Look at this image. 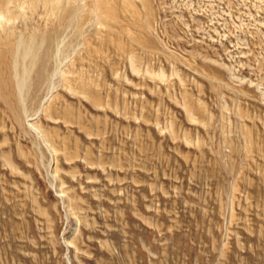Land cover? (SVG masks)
Segmentation results:
<instances>
[{"label":"rangeland","instance_id":"obj_1","mask_svg":"<svg viewBox=\"0 0 264 264\" xmlns=\"http://www.w3.org/2000/svg\"><path fill=\"white\" fill-rule=\"evenodd\" d=\"M105 2L5 24L58 39L0 98V264H264V0Z\"/></svg>","mask_w":264,"mask_h":264},{"label":"bare ground","instance_id":"obj_2","mask_svg":"<svg viewBox=\"0 0 264 264\" xmlns=\"http://www.w3.org/2000/svg\"><path fill=\"white\" fill-rule=\"evenodd\" d=\"M24 1L28 3L27 5L32 3V0H0V25L1 26L4 25L3 29L5 30V32L2 33L0 32L1 34L4 33L3 35L0 34V98L3 99V102L6 103V106L12 112L13 116L16 117V119L20 118L21 110H23L22 109L23 107L25 109V105H26V104L24 105V99H26L25 95L24 94L21 95L20 91L22 92V90L25 89L26 92L31 85L37 88L46 79L48 74V70L46 69L47 61L50 60L49 58H51L50 56L54 50L53 46L55 45L56 47V42L58 39L55 30L48 31L47 33H41L40 35H33L32 33H30L32 34L31 36L24 38H20L19 35L21 34H19L18 35L19 38L18 37L15 38L14 36L15 32H13L14 26L10 24L13 27L7 26L6 28L5 24L7 25V22L9 20L15 18L16 10L23 6ZM39 1L43 7L49 9V11L59 20V22L62 25H64L66 21L72 22L73 19L71 20V18L73 16H75L76 21L78 20V22H80L79 20L83 15V13L80 10H78L77 6H74V4L71 6L63 5L62 0H39ZM140 1L144 3L146 0H140ZM97 2L98 3L96 4L95 11L99 19L98 21H101L100 17L102 14L100 13H104L106 7L108 6L106 5L105 0H97ZM128 2L129 0H125L124 9L127 10L129 9ZM117 10H118L117 7H112V8L108 7L107 13L112 19H116L118 18ZM60 45L62 46V43ZM63 45L65 44L63 43ZM56 50H58V48L55 49V51ZM59 51L61 54V49ZM26 56H28L27 58L28 60L26 59ZM18 65L20 66V68L17 67ZM13 68L16 70H13ZM69 71L62 70L61 73H59L61 74L60 78L63 80L62 82L64 86L72 91L83 92L82 91L83 86L81 84L79 85L78 83L73 84V80L68 75ZM17 91L19 92V94L17 93ZM28 95H27V99H28ZM48 108L49 107L46 106V108L43 109L44 110L43 112L46 111L47 115H49ZM44 137L46 139V136Z\"/></svg>","mask_w":264,"mask_h":264}]
</instances>
